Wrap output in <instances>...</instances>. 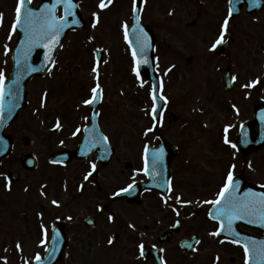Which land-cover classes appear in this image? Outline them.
I'll return each mask as SVG.
<instances>
[{"label": "flooded vegetation", "instance_id": "obj_1", "mask_svg": "<svg viewBox=\"0 0 264 264\" xmlns=\"http://www.w3.org/2000/svg\"><path fill=\"white\" fill-rule=\"evenodd\" d=\"M7 1V6L0 5V8H6L4 27L9 31L16 15L17 0ZM76 1L86 21L85 29L80 32H86L90 41L97 36L125 35L123 25L129 26L134 15V0H112L103 10L98 7L101 0ZM233 1L238 2V14L232 13L229 18ZM52 2L32 0V5H51ZM136 5L141 24L155 37L156 68L161 82L185 84L193 75V69H197L196 76L203 85V91H209L203 97L205 111L209 108L207 98L216 99L220 93L223 100L218 98V103L223 112L243 109L246 111L245 122H251L254 109L264 105V76L250 70L264 67V56L254 54L257 49L263 50L260 44L263 39L256 34L264 33V0H258L256 6L251 0H136ZM93 13L99 16L95 28L92 27L96 22ZM57 15L62 16L61 8L57 9ZM225 19L229 20L225 35L227 43L210 51L219 38ZM73 34L76 32L69 36ZM9 45L11 53V38ZM105 59L106 51L103 50L99 66L96 61H91V77L95 73L94 65L99 74L101 101L98 126L91 128L90 133L91 145L95 147L86 148L85 152H89L85 157H73L67 165L49 162L55 153H74L79 149L93 112L91 104L82 107V114L88 119L84 124L79 118V124L74 126L60 125L59 129L53 125L42 127L40 141L45 151L43 158L40 157L39 168L54 169V175L47 172L18 174L17 182L9 191L5 177L14 171L13 158L2 161L0 264L5 259L7 264H34L37 255L44 258L57 225L67 240L57 264H90L89 261L92 263L93 260L95 264H104L105 255L102 254L118 246L124 255L121 264H250L242 244L233 243L231 241L234 240L228 237L209 235L217 231L219 225L209 219L208 212L212 206L204 201L216 198L229 171L235 179L248 185L264 187V146L254 149L258 145L256 141L245 142L243 148L236 141L229 142V147L218 141L178 142L170 140L168 133L157 131L154 132V140H141L140 134L134 140H127L124 127L106 124L109 113H105L108 95L105 80L109 76ZM122 64L126 67L123 81H131L134 62L127 50L123 51ZM169 68L172 69L170 72ZM97 72L91 78L96 80V84L88 83L85 89L75 86L67 94L75 96L78 93L80 97L77 100L86 92L91 97L92 89L97 86ZM225 76L233 83L232 92L225 90ZM111 79L115 80V77ZM255 80H259L255 87H244ZM239 84L240 90H247L240 92ZM65 113H72L71 105L66 106ZM250 126L256 135V124L251 122ZM77 129L81 131L74 135ZM12 132V127L6 129V134L12 136ZM101 136H106L107 142L102 141ZM232 144L237 147L233 149ZM146 147H165L168 158L162 168L157 169L153 189H136L128 195L122 193L117 196L116 193L129 184L140 187L148 182V176L143 174ZM92 163L96 164V171L85 180L84 177L92 171ZM177 197H181L180 203H177ZM53 200L59 207L52 203ZM101 208L103 211L99 210ZM109 216L113 217L112 221ZM42 226L48 232L43 244ZM235 230L249 237L264 238V234L251 227L240 225ZM110 239L113 240L111 244ZM184 241H189L193 247L184 249ZM17 244L20 249H17ZM141 244L144 245L143 256L139 248ZM92 249L102 251L87 252ZM126 258L131 261L127 263Z\"/></svg>", "mask_w": 264, "mask_h": 264}, {"label": "rangeland", "instance_id": "obj_2", "mask_svg": "<svg viewBox=\"0 0 264 264\" xmlns=\"http://www.w3.org/2000/svg\"><path fill=\"white\" fill-rule=\"evenodd\" d=\"M7 2V0H0V5L7 6ZM5 9V7L0 8L2 11L0 13L3 16V27L0 25V38L4 47L9 44L10 38L15 43L14 37L4 27L7 19ZM258 35L260 36L261 32L256 34V36ZM122 40L121 36H97L94 37V40L89 41L87 40L86 33H78L67 42L64 52L59 56L57 67L50 74L51 80H34L31 82L28 92V106L21 112L19 119L12 126V134L16 146L13 156L14 169L24 172L18 168L20 167L18 158L21 152L28 151L25 150L27 148H25L22 142L23 137L27 136L31 139L30 151L42 155L45 150L41 147L40 132L44 125H56L59 122V124L74 126L79 124L77 123V119L82 118L80 120H83V117L86 116L82 114V107L85 104L87 92L85 95L82 94L84 96H81L80 100H77L80 95L76 93L75 96H71L67 94V90L70 92L71 88H75V86L84 89L87 87L91 80L90 67L92 51L95 47L103 48L107 53L106 62L108 65L106 71L108 72L109 79L105 80V85L108 89L107 111L105 113H109V115L106 117V124L110 127L117 124L124 127V130L128 134L127 139L131 140L136 139L137 135L140 134L135 129L145 131L149 128L152 124L149 115V110L151 109L149 87L143 83V87H141V83H137L136 86L133 84L126 85L130 81H123V71L126 67L122 64L123 55L120 54L121 49H123ZM261 44H263V50L260 51L264 53V40L261 41ZM257 52H259L258 49L256 50ZM261 55L263 56V54ZM5 63L6 55L0 46V73L3 74V77L7 76L8 73ZM250 70H253L254 74L258 76H264V68L258 67ZM196 75L197 69H193V75H191L187 83L166 85V94L170 99L169 111L174 112L180 118L177 124H169L167 126L169 127L166 130L169 134L168 137L170 140L178 142L186 139L201 140L203 142H220L222 135L221 131H219L220 127L222 125L228 126L227 133H223V135L230 137L234 130L233 128L236 127L240 119L221 110L218 98L223 100V97L220 93L216 99L207 98L210 112H205L203 108L205 99L203 100V97L209 91L207 93L203 91V85L199 82ZM113 77H115V80L111 79ZM45 92L48 93V102ZM122 92H124L123 95ZM45 101L47 105L41 107L42 102L44 104ZM70 105L72 106V113L66 114L65 108ZM188 124L190 126L186 129L185 126ZM46 172L51 175L56 173L54 169L42 168L37 174ZM100 251L92 249L87 252ZM122 253V248L119 246L107 251L106 254H102L105 255L103 263H123L122 257L124 255ZM85 259L88 261V257ZM125 261L129 263L131 259L126 258ZM89 263L95 264V261L93 260L92 263L89 261Z\"/></svg>", "mask_w": 264, "mask_h": 264}, {"label": "snow or ice", "instance_id": "obj_3", "mask_svg": "<svg viewBox=\"0 0 264 264\" xmlns=\"http://www.w3.org/2000/svg\"><path fill=\"white\" fill-rule=\"evenodd\" d=\"M231 2V0H230ZM253 6H256L258 3V0H251ZM32 0H17V7H16V16H15V22L12 26V32H15L16 29L19 26H23L24 33H25V42L22 46V52H23V59L25 61L28 60V58L31 56L34 49L37 48H43L47 49V52L45 53L44 59L45 61H48L49 63L44 65V67H49V65L54 66V60L52 53L55 51L56 46L60 43V36L65 31V29H70L73 27V25H79L80 19L77 18V14L75 9L77 8V5L73 2V0H53L51 5L44 4L39 11H34L31 8L26 7V4H31ZM112 3V0H107V3H105V0H101L98 7L103 10L108 5ZM63 7L64 12L62 16L57 15V9L59 7ZM138 12V9L136 7V0H134L133 4V14L136 15ZM171 15V13H170ZM93 16L95 17V21L92 24V27L95 28L97 26V23L99 22V16L96 13H93ZM232 16V9H229V18ZM69 17H72L71 21L69 20ZM3 16L0 14V25H2ZM125 30V37H127V31H128V24L123 25ZM229 28V20L225 19L222 25V30L219 35V38L216 40L215 44L212 46L210 51H215L216 47L219 45H222L224 43H227L225 40V35L228 32ZM137 29H138V36H137V44L139 46V52L143 54L145 57L143 60L137 61V67L135 70V73L137 77L140 76L139 66L140 64H148L149 61L147 59V53L149 51V48L151 47L149 43V38L147 36V33L144 32L143 28L139 25V20H137ZM5 55L8 54L9 49H7V45H5ZM21 55V52L18 51L17 56L19 57ZM133 59L136 60L137 57V50L134 48L133 52ZM20 62L19 59L17 61ZM172 67H175L173 65ZM29 72H35L40 71L42 69L33 68L31 66H28ZM49 70L51 68L49 67ZM172 69L169 68L168 72H170ZM94 72L97 70L94 68ZM167 75V72L165 73ZM3 74L0 73V83L3 82ZM233 80H235V77H233ZM99 74L97 72V86L92 89L93 97L92 99H89L85 101L86 104H92L97 99L100 98L101 90L99 87ZM259 83V80L253 81L248 85H244L245 88L255 87L256 84ZM141 87H143V84H141ZM161 91H162V84H161ZM46 95V94H45ZM3 97V90L0 89V99ZM152 98L153 101L157 99V89L154 86L152 89ZM160 99H165L162 95L159 97ZM165 102H167L165 100ZM15 105H13L14 107ZM44 104L42 102L41 107H43ZM156 113L157 109L156 107H153L152 109V119L156 120ZM2 114H3V106L0 104V122H2ZM60 128L59 122L56 124V129ZM154 129L149 128L147 132H145V135H147L149 132H152ZM81 130L77 129L76 133L74 135L78 134ZM87 131V130H86ZM228 129H225V132H227ZM102 141L107 142L106 136H101L100 138ZM225 144L229 143V140L227 136H225L224 140ZM90 147H95V145H90ZM231 147L235 149L237 146L235 144H232ZM163 158H164V149L163 147L153 151L151 153V156H149V150L146 147L144 152V169L143 174L144 175H152L155 176L157 174V169L162 168L163 166ZM235 168V165L232 166ZM92 171L88 172V174L84 177L85 180H88L89 177L93 175V173L96 171V164H91ZM6 180V189L11 190V180L8 177H5ZM169 183V188H171V181ZM159 187V185H157ZM83 186H81V189ZM134 188L133 184H129L128 187L121 190V192H117L116 195L119 196L122 193H128L132 191ZM240 192V184L235 181V178L231 171H229L227 175V179L225 182L224 187L217 193V196L215 199L212 200H205L204 203L211 205L214 211L209 212V218L212 220H215L219 227L218 230L215 232L209 233V235L218 237L221 235V233H224L225 231L228 233V235L233 237H238L240 234L237 232L234 228V224L237 221H245L249 224L257 223L259 222L261 226H264V193H255V192H244L242 195L239 194ZM43 195V193H42ZM177 203H180L181 197L176 198ZM52 203L59 207V204L57 201L53 200ZM165 203H167V200H165ZM190 203V202H188ZM100 211H103V209H99ZM173 211H176V209H173ZM176 215H179V212L176 211ZM71 219V217H69ZM109 220L112 221L113 217L109 216ZM129 227H133L132 225H129ZM43 237L42 244L47 239V229L43 228ZM55 231V229L53 230ZM58 236L59 234L56 233ZM233 243H239L238 240L231 241ZM113 243V240H109V244ZM221 243H224L223 240H221ZM253 246L257 247V254L264 258V242H258L256 241H250ZM187 247L191 248L193 247L191 244L186 245ZM244 247V251L247 255L249 252V248L247 245H242ZM141 256L144 255V245H139ZM17 249H20V245L17 244ZM7 251V250H6ZM56 251V248H52V252L50 254L54 255ZM38 264H43L42 258L37 255L35 257ZM218 259V258H217ZM3 264H7V260L5 259L3 261Z\"/></svg>", "mask_w": 264, "mask_h": 264}, {"label": "water", "instance_id": "obj_4", "mask_svg": "<svg viewBox=\"0 0 264 264\" xmlns=\"http://www.w3.org/2000/svg\"><path fill=\"white\" fill-rule=\"evenodd\" d=\"M77 18L80 19L79 12H77ZM80 21H81V19H80ZM76 26L78 28L81 27L80 24L74 25L73 27H76ZM130 36H131V44L136 49L137 43H136L135 37L133 35H130ZM61 39H62V37H61ZM61 39H60V42H61ZM58 48H59V45L56 46L55 51L52 53L53 60H54L55 53L57 52ZM48 63L49 62L45 61V59H43V60L36 59V55H35L34 57L31 56L27 61L22 60L21 64H19V63L15 64V69H14V72L12 74V77L10 78V80L7 83L8 84L7 87H9V89L12 90L11 92L13 93V98H11V97L8 98V100H7L8 109L5 106V109H3V114H2L3 120L8 119V121L6 123L13 122L17 119L19 110L24 108L26 105V95H27L26 85H27V82L35 76H44L46 74V72L48 71L49 67L51 66V65H49V67H44V65H46ZM28 66H31L33 68L42 69V70L35 71V72H29ZM13 105H15V106L13 107ZM1 137H2V135H1ZM11 148H12V142L10 139L5 140V139L0 138V161L2 158L9 155V153L11 152ZM23 164L29 169H33L36 167L35 160L33 158H30V157H25L23 159ZM257 226L264 229V226H261V224H258ZM55 239H57V238H55ZM57 260H58V258L56 256V251H55L54 255H51V257L49 256L43 262V264H55L57 262Z\"/></svg>", "mask_w": 264, "mask_h": 264}]
</instances>
